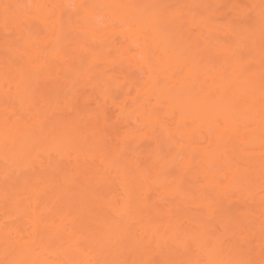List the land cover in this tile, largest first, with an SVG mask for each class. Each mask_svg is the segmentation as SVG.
Here are the masks:
<instances>
[{
    "label": "bare ground",
    "instance_id": "1",
    "mask_svg": "<svg viewBox=\"0 0 264 264\" xmlns=\"http://www.w3.org/2000/svg\"><path fill=\"white\" fill-rule=\"evenodd\" d=\"M0 264H264V0H0Z\"/></svg>",
    "mask_w": 264,
    "mask_h": 264
}]
</instances>
